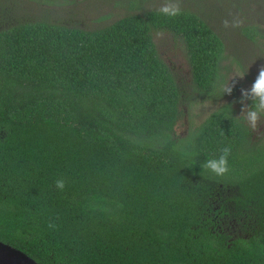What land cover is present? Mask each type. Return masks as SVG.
Masks as SVG:
<instances>
[{
	"label": "trees",
	"instance_id": "trees-1",
	"mask_svg": "<svg viewBox=\"0 0 264 264\" xmlns=\"http://www.w3.org/2000/svg\"><path fill=\"white\" fill-rule=\"evenodd\" d=\"M30 1L0 0V242L37 264H264V146L234 119L241 98L221 95L231 69L208 17L148 10L87 29L34 19ZM261 24L237 34L257 42ZM157 32L182 47L184 80ZM205 102L218 107L192 127ZM226 145L229 172L202 171Z\"/></svg>",
	"mask_w": 264,
	"mask_h": 264
},
{
	"label": "rangeland",
	"instance_id": "rangeland-1",
	"mask_svg": "<svg viewBox=\"0 0 264 264\" xmlns=\"http://www.w3.org/2000/svg\"><path fill=\"white\" fill-rule=\"evenodd\" d=\"M232 1V0H231ZM263 0H254L249 8L242 12H237L234 5L224 4L222 11L219 6H215L212 0H180L182 10H194L200 12L208 21L212 23L215 30L226 43L225 65H229L231 73L228 81L246 72L241 79L236 77L231 83L234 84L233 92L228 95L229 99L241 98V89H250L254 83L259 69L264 66V34L257 42H249L244 37L237 34L238 28L231 26L234 20L247 22L251 17L258 22L264 23ZM250 2V3H251ZM161 0H144L135 9L130 8L129 0H31L28 7L34 15V19H49V21L69 23L87 29L100 28L110 25L114 21L128 14H142L148 10H157ZM28 9V10H29ZM215 9L217 11L215 12ZM27 10V11H28ZM207 21V22H208ZM228 21L229 26L225 27L224 22ZM261 24V25H262ZM264 31V25H262ZM158 33V32H157ZM162 37L155 35L157 50L162 59L175 70L180 72V76L185 79L188 75V66L182 47L169 34L163 33ZM240 63L241 68L235 67L234 63ZM220 104L223 103L219 102ZM215 104V103H213ZM205 102L193 109L192 127L198 124L218 106ZM240 104V103H239ZM240 104L237 112L241 113ZM193 119V120H192ZM258 130L253 132L251 129V141L257 145L264 146V120ZM182 126L176 128L177 133H181ZM185 130L189 131L187 127Z\"/></svg>",
	"mask_w": 264,
	"mask_h": 264
},
{
	"label": "clouds",
	"instance_id": "clouds-1",
	"mask_svg": "<svg viewBox=\"0 0 264 264\" xmlns=\"http://www.w3.org/2000/svg\"><path fill=\"white\" fill-rule=\"evenodd\" d=\"M157 12L169 19L182 15L180 0H161ZM242 23L243 22L240 20H234L231 26L233 28H238ZM224 25L225 27H228V21H225ZM156 35L157 37H162L164 34L162 32H158ZM245 75L246 72L236 77H240L242 79ZM235 78L219 85L221 95H231L234 87V84L231 82ZM249 101L251 102L250 105L248 103ZM239 103L242 105L241 113L234 119L246 124L253 132L257 131L259 126L262 124V120H264V66L259 69L258 75L250 89H241V99ZM231 152L232 148L230 145L222 147L218 157L206 159L200 165L202 171L216 177L225 176L229 172V156L231 155ZM54 187L58 191L63 192L66 188L65 179L62 177L56 178L54 180ZM47 227L51 230H55L58 226L55 221L49 220Z\"/></svg>",
	"mask_w": 264,
	"mask_h": 264
},
{
	"label": "water",
	"instance_id": "water-1",
	"mask_svg": "<svg viewBox=\"0 0 264 264\" xmlns=\"http://www.w3.org/2000/svg\"><path fill=\"white\" fill-rule=\"evenodd\" d=\"M0 264H37L21 251L0 242Z\"/></svg>",
	"mask_w": 264,
	"mask_h": 264
}]
</instances>
